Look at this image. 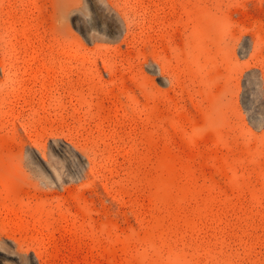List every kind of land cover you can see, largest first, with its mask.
<instances>
[{
    "label": "rangeland",
    "instance_id": "rangeland-1",
    "mask_svg": "<svg viewBox=\"0 0 264 264\" xmlns=\"http://www.w3.org/2000/svg\"><path fill=\"white\" fill-rule=\"evenodd\" d=\"M57 1L1 16L0 264H264V0Z\"/></svg>",
    "mask_w": 264,
    "mask_h": 264
},
{
    "label": "bare ground",
    "instance_id": "bare-ground-1",
    "mask_svg": "<svg viewBox=\"0 0 264 264\" xmlns=\"http://www.w3.org/2000/svg\"><path fill=\"white\" fill-rule=\"evenodd\" d=\"M17 1L18 0H0V48H4L5 46H7L8 41L10 43V40L7 39L10 36V34L6 30V26H4V24L1 22V16L3 15V11H4V8H5V5H7L13 11H17V4H16ZM66 2H67V0H58L57 1L56 10L54 8V10H55V16L58 19V21H59L60 24H62V23L64 24V22H67V20H69V19L71 21H78L80 19V17H81L80 16L81 14L85 15V14L88 13L89 7L87 5L80 7L79 6L81 4L80 3V4H76V5L71 4V6H66ZM59 23H58V25H60ZM104 34H105V32H104ZM106 34H108V32H106ZM24 43L26 44V42H24ZM7 62H8V60H7ZM10 66H11L10 63H7V64L4 65V69L8 71ZM153 68H154V66H153ZM155 71H156V69H155ZM159 80H160L161 83H164L165 82V79L162 76L159 77Z\"/></svg>",
    "mask_w": 264,
    "mask_h": 264
}]
</instances>
